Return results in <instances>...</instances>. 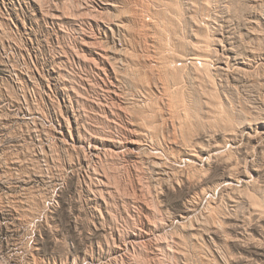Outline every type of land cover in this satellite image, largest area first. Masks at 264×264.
Wrapping results in <instances>:
<instances>
[{
	"label": "rangeland",
	"instance_id": "rangeland-1",
	"mask_svg": "<svg viewBox=\"0 0 264 264\" xmlns=\"http://www.w3.org/2000/svg\"><path fill=\"white\" fill-rule=\"evenodd\" d=\"M0 264H264V0H0Z\"/></svg>",
	"mask_w": 264,
	"mask_h": 264
}]
</instances>
